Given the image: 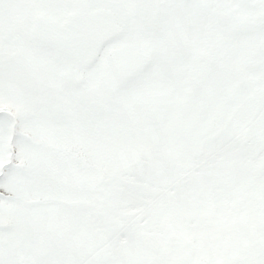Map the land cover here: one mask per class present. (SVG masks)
Wrapping results in <instances>:
<instances>
[{
	"label": "rangeland",
	"instance_id": "1",
	"mask_svg": "<svg viewBox=\"0 0 264 264\" xmlns=\"http://www.w3.org/2000/svg\"><path fill=\"white\" fill-rule=\"evenodd\" d=\"M2 1L8 2L7 6L15 4L24 27L21 41H16L12 32L2 31L0 27V74L3 77L8 73L12 77L8 71L3 75V67L10 60L5 53L12 55L20 49L23 61L33 54L29 39L34 13L51 17L53 26L64 34L76 33L79 29L72 15L77 12L80 0H64L54 6L49 0ZM90 1L98 4V0ZM170 26L173 35L150 37L148 44L146 37L147 47L139 54L143 60L138 64V72L133 71L126 79L130 84L114 95L117 111L110 117L102 116L99 124L110 126L118 141L125 137L123 144L141 143L140 151L151 164L140 160L132 164L129 172L140 179V184H127L125 191H119L116 188L120 186L122 174L111 176L103 184L99 172L68 164L67 158L60 163L46 164L44 148L14 141L13 166L7 169L0 192L17 199L0 198V237L7 240V247L14 246V233L5 232L1 227L15 220H52L56 232L54 240H45L38 234L21 236L16 241L19 246L16 255L24 264H109L107 254L112 251L117 254L115 264H246L249 260H264V244L261 243L264 241V191L254 200L248 197L247 190L252 189L249 176L235 166L241 152L234 153L231 147L239 135L245 133L251 143L252 157H257L264 149L263 0H187L181 15L176 12ZM127 40L111 47L121 50L120 58L128 55L124 50L126 44L133 43L136 48L142 37ZM23 61L19 69L23 68ZM212 66L213 76L209 78L207 71L210 73ZM90 75L95 76L94 70ZM196 76L194 90L198 97L188 93L189 80ZM6 82L7 78H1L0 93L12 91L1 88L6 87ZM22 89L24 93V86ZM206 89L212 95L208 112L201 105L205 101L202 102L199 95L200 90L206 92ZM70 94V99L76 96V93ZM184 103L187 110L182 111L180 107ZM12 104L13 108L14 102ZM142 106L147 110L146 119L134 122L133 118L129 122L127 112ZM69 115L67 119L52 120L45 125L46 130L54 129L56 134L64 129L70 133L78 130V122L71 113ZM131 122L135 129H130ZM21 124L33 137L36 131L45 130L26 117L21 118ZM7 127L8 123L0 120V162L7 154ZM215 142L220 146L219 152ZM72 150L87 153L84 148ZM201 151L217 170V178L212 183L204 180L203 184H198L193 175V158ZM54 156L60 160L57 154ZM179 165L191 178L190 191L195 203L168 201L166 193L180 189ZM91 190L104 191L103 196L93 197ZM161 196V202L157 203ZM47 199L61 203L46 204ZM102 199L109 207H103L105 228L99 232L89 228L86 204L80 205L78 210L66 205L91 201L96 206ZM149 199L151 202L145 206ZM36 202L38 205L34 206ZM127 207L138 208V211L124 213V217L130 216V219L127 224H119L120 218L115 216L114 210ZM143 221L145 234L128 228L130 222ZM240 224L247 227L244 232L236 230ZM156 225L162 226L164 233L159 234L154 229ZM6 252V258L12 263V251Z\"/></svg>",
	"mask_w": 264,
	"mask_h": 264
},
{
	"label": "flooded vegetation",
	"instance_id": "2",
	"mask_svg": "<svg viewBox=\"0 0 264 264\" xmlns=\"http://www.w3.org/2000/svg\"><path fill=\"white\" fill-rule=\"evenodd\" d=\"M186 1L98 0V4L93 5L90 0H80L77 3V12L72 15V20L79 26V29L71 34H64L63 31L53 26L52 18L44 13H34L30 22L29 40L33 48L31 58L23 61L20 49L12 55L5 53L4 56H10V60L9 64L3 67V75L5 71H8L12 77L9 73L7 77L0 74V80L7 78L8 82H6V87L1 88L13 91L7 94L3 93L4 91L0 93V112H9L16 119L13 143L20 140L21 143L31 147L44 148L46 154H43V158L46 159L47 162H44L46 164L60 163L67 158L68 164L100 166L103 163L102 148L115 147L118 144V138L112 133L111 127L108 125L105 127L104 124L99 125L102 116L110 117L113 111H117L114 95L130 84L126 80L128 75L130 76L133 71L138 72V64L143 60V56L139 54L146 51L147 47L146 37H148V44L150 37L173 35L171 21L176 12L181 15L183 4ZM62 2L64 0H49L52 6L62 4ZM7 3L0 0V27L3 28L2 31L12 32L11 36L16 41H21V28L24 27L21 25L20 11L15 4L7 6ZM81 10L90 16L94 14L97 28L94 39L86 35L83 22L79 19ZM40 35H46V37L40 39ZM133 36L142 37L141 45H138L140 43L138 42L137 47L134 48L133 43L126 44L124 50L128 52V55L120 58L121 50L111 47L123 39L127 42V38ZM22 61L25 64L22 69H19V63ZM122 65H130L131 71L118 77L117 68ZM205 69H208V63ZM92 70L96 77L90 75ZM212 70H214L213 66L210 73L207 71L209 78L213 76ZM70 76L75 77L73 81H69ZM88 84L90 85L86 88ZM22 86H24V93ZM70 92L76 93L73 99H70ZM195 92L194 90L193 94L198 97ZM199 95L201 101H205L201 105H204L208 112L212 105V95H209L208 89L206 92L200 90ZM102 99L103 102L106 101L104 104ZM12 102H14L13 108ZM128 112L129 122L133 120L134 112L147 117V110L143 106ZM70 113L72 118L78 122V130L70 133L69 130L64 129L60 134L54 133L56 132L54 129L46 130L45 125H49L52 120L57 117L67 119L71 116ZM23 117L32 122H38L45 130L36 131L33 137L23 128L21 124ZM0 120L8 123L6 143L8 145L11 122L9 118L2 115ZM132 126L133 122H131L130 129H133ZM71 148H84L87 153L70 151ZM13 154L15 155V152ZM56 154L60 159L58 161L54 156ZM7 160L8 153L0 162V167ZM5 174L0 179V184L6 177ZM0 198L5 201L17 199L16 196L5 195L2 192H0ZM53 225L52 220L46 219L42 222L15 220L10 225L5 224L1 227L2 230L13 232L15 239L14 246L7 247V240L0 237V264H24L16 255L19 248L16 241H19L21 236L29 237L35 233L45 240H54L56 232H54L55 226ZM5 251H12V263L8 261L9 258H6Z\"/></svg>",
	"mask_w": 264,
	"mask_h": 264
},
{
	"label": "trees",
	"instance_id": "3",
	"mask_svg": "<svg viewBox=\"0 0 264 264\" xmlns=\"http://www.w3.org/2000/svg\"><path fill=\"white\" fill-rule=\"evenodd\" d=\"M196 79H197V76L192 77V79L189 80V82L191 83V87L189 88L190 90H188V93L192 94L194 92V89L196 86V83H195ZM173 82H174V85L177 84L176 78L173 80ZM184 106L185 104H183V106L181 107L182 111H184L185 109ZM133 118L135 119L134 122H139L140 119H145L146 117L140 116L137 112H134ZM252 120L255 121L254 119ZM144 126L147 128L145 124ZM144 126L142 125V128ZM137 127H138V124H137ZM123 140H125V137L121 138V140L118 141V144H116L117 146L115 147L112 146L109 148H102V151H103L102 156L104 155L103 156L104 158H103V163L99 167L93 164H90V165L87 164L84 166L85 169L89 168L93 172H99L103 184H105L106 181L111 178V176L116 175V174H122L121 183L119 184L120 186L116 188L119 191L121 190L125 191L127 189L126 187L127 184L133 185V184L141 183V181H139L140 179L137 176H134L129 173L131 172L130 170H131L133 163H137L140 160H142L144 164H151L150 159L145 157V155L143 154L144 153L143 151H140V148H141L140 142H136L138 143V145L134 144L133 142L128 143V144H123L122 142ZM127 147L128 148L130 147L131 150L129 151L128 149H126ZM231 147L234 153L241 152L239 160L236 162L235 166L241 172L245 171V173L249 176V185H250V188L252 189H248L247 193H248V197H251L254 200L256 199V196L257 198L258 196H261L264 191V149L262 150L263 152L261 151L262 153L257 155V157H252L251 150H250L251 143H250V140L245 137V133L239 135V137L237 138V140L234 141ZM216 150L218 152L220 151L218 146H216ZM193 162H194L192 166L194 169L193 175L195 176L198 184H203L204 180L209 181L211 183L215 181V179L217 178L216 175H218L217 170H215V168H212L213 164H210V162L204 157V154L202 151L199 154L194 156ZM179 166L181 169L180 175L182 176L179 179L180 189L176 191L170 190L168 193H166V195L168 196V201L171 200V203H176V202L195 203L196 201L193 200V195H192L193 191H190V187H191L190 184L192 183L191 178L186 174V172H184L185 168L182 165H179ZM256 189H257V192H256ZM103 192L104 191L98 193L95 190H91L90 194L93 197H97L98 194L103 196L102 194ZM161 199H162V196L157 199L158 200L157 203H160ZM56 201L61 203L57 199H47V200H44V203L53 204V203H56ZM91 201L93 200L91 199ZM91 201H86V202L77 201L75 203L74 202L66 203L65 201V203L72 210H78L80 208V205L84 207V205L86 204L87 208L86 207L84 208L88 215V219H89L88 224L90 225L89 228H91L92 231L95 230V232H99L103 228H105V225L102 224V221H105L104 220L105 216H103L102 214L103 207L108 208L109 206L105 203L103 199L101 201L98 200L100 202L96 206H93V203H91ZM149 202H151V199L146 200L144 205L146 206ZM27 205L30 206L29 204ZM35 205H38V203L37 202L34 203V206ZM144 205L140 206L139 209L144 207ZM90 207H92L93 210H91ZM137 211H138V208L130 207L128 209L127 207L121 210L115 209L114 213H115V216L117 217L119 216L120 218L119 224H127L128 220L130 219L129 218L130 216L124 217L123 214L126 212H128L127 214H132V213L135 214ZM128 228L134 229V231L137 234H140V235L145 234V231H146L145 221L140 222L138 224H135L134 222H130L128 225ZM246 228L247 227H245L243 224H240L238 227H236V230L239 232H244ZM154 229L157 230L159 234L164 233V228L162 226L158 227V225H156ZM148 233L152 234L153 232H148ZM261 243L264 244V241H262ZM112 252H108L107 254V256H109L107 258V262L109 264H115V261L113 260L116 258L115 255L117 256V254L112 253Z\"/></svg>",
	"mask_w": 264,
	"mask_h": 264
},
{
	"label": "water",
	"instance_id": "4",
	"mask_svg": "<svg viewBox=\"0 0 264 264\" xmlns=\"http://www.w3.org/2000/svg\"><path fill=\"white\" fill-rule=\"evenodd\" d=\"M79 19L83 22L86 35L90 36L91 38L94 39L95 35L97 33V28L95 27V24H96L95 17L93 15H91V16L87 15V14H85L84 10H81V15L79 16ZM45 37H46V35H40V39H44ZM130 70H131L130 66H125V65L119 66L117 68V76L118 77L123 76L125 73H127ZM69 78H70L69 81H73V79L75 77L70 76ZM5 114L7 116H10L8 113H5ZM11 119H12L13 123H12V128H11V138H10V142H9V152H10L9 162L1 167L0 177L3 175L4 169L6 167H9L12 163V141H13V136H14L15 121H14L13 117H11ZM189 245H190V243L187 242L186 246H189Z\"/></svg>",
	"mask_w": 264,
	"mask_h": 264
},
{
	"label": "snow or ice",
	"instance_id": "5",
	"mask_svg": "<svg viewBox=\"0 0 264 264\" xmlns=\"http://www.w3.org/2000/svg\"><path fill=\"white\" fill-rule=\"evenodd\" d=\"M246 264H264V260L257 261V260H249Z\"/></svg>",
	"mask_w": 264,
	"mask_h": 264
}]
</instances>
